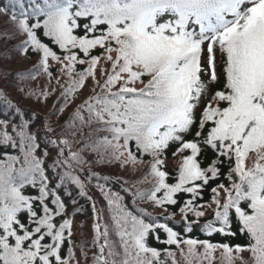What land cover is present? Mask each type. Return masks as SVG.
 I'll return each instance as SVG.
<instances>
[{
	"label": "snow or ice",
	"instance_id": "6c2138e0",
	"mask_svg": "<svg viewBox=\"0 0 264 264\" xmlns=\"http://www.w3.org/2000/svg\"><path fill=\"white\" fill-rule=\"evenodd\" d=\"M0 15H8L13 28L0 38H19L12 50L36 57L13 79L35 81L43 74L61 89L52 116L64 112L86 81L94 82L93 94L59 133L50 122L35 128V115L20 119L22 110L0 92V109L10 111L0 118V264H80L64 199L72 195L68 185L91 201V245H77L85 261L91 252V264H180L177 253L183 264H214L217 252L221 264H235L245 251L250 264H264V0H11ZM0 59L12 57L0 53ZM50 62L60 65L66 83ZM10 74L0 68V77ZM17 91L47 101L55 88ZM77 136L83 142L73 150ZM132 142L141 157L152 158L140 181L150 177L151 187L128 189L133 202L162 209L166 221L176 215L168 206L182 204L183 235L147 219L145 209L133 211L104 186L97 185L106 208L87 195L85 179L97 177L96 165L143 163ZM172 145L173 156L183 154L175 182L162 170ZM209 149L214 158L202 167L198 157ZM206 190L211 196L204 201ZM72 204L80 211L75 199ZM209 209L212 218L202 219ZM194 229L206 237L239 234L248 242L188 236ZM150 236L169 247H151Z\"/></svg>",
	"mask_w": 264,
	"mask_h": 264
},
{
	"label": "trees",
	"instance_id": "16d2710c",
	"mask_svg": "<svg viewBox=\"0 0 264 264\" xmlns=\"http://www.w3.org/2000/svg\"><path fill=\"white\" fill-rule=\"evenodd\" d=\"M11 0H0V7L8 6L10 5ZM13 31L12 25L9 23V16L8 15H0V34L3 33H11ZM20 43V39H12L5 41L3 38H0V53H8L12 59H0V68L5 69L9 71L11 74L5 77H0V92H3L9 96V98L12 100L14 104H16L21 110L20 119L26 118L28 115H35L37 119L33 122L35 128L40 127L41 122H50L53 127L56 128V132L59 133L61 130V125H63L67 119L73 114L75 111L77 105L81 104L85 99H87L90 95H92V88L94 86V82L89 79L86 81V86L84 89H82L79 94L76 96L74 100H72L68 106L65 108L64 112L59 114L58 116H52V110L53 105L56 103L57 98L60 96L61 89L58 85H56V80L53 79L51 81V85H49V82L47 80V77L45 75H40L37 77L35 81H25V82H18L13 79V75L17 71H23L27 70L32 67L33 64L36 63V57H32L31 59L24 58L19 52L13 51V46ZM96 52H99V49L96 50ZM114 55V54H113ZM51 64V71L54 73V76L60 79V83L64 84L67 82V77L61 76L59 69L60 65L50 62ZM80 67H87V65L84 66H78ZM105 68H110L109 65H103ZM97 78L103 82L104 77L100 76V68L97 69ZM147 78H145V81ZM22 86L26 90L28 89H37V90H48L52 91L53 88H55V92L50 96V98L45 101L43 99L37 100L35 97L28 98L23 93H20L17 91V87ZM137 87H141V85H137ZM217 89H219L220 85L215 86ZM99 91V89H97ZM203 107V103L201 104V108ZM200 110H197V116H199ZM8 115H10V111H4L3 109H0V118H5ZM46 117L48 118L46 120ZM15 121V117H13ZM97 127L96 125H93V129ZM8 131L11 132V125H9ZM90 129L85 128L84 129V138L86 139L88 137V132ZM104 133H94V136H103ZM192 136H188L187 139H192ZM77 143L74 145V149L78 148L82 145V138L80 136L76 137ZM122 143V141H121ZM43 147V145H42ZM175 145L170 146V148L166 151L165 154V165L162 170H165L169 173V182H175L174 177L177 175L178 168L180 166V163L183 158V154H178L176 156H173V152L175 151ZM132 151L137 155L139 159L143 161V163H138L135 166L128 164L125 166H121L119 162H113V163H104L100 165H96L91 169V171L95 172L97 174V177L92 178L91 180L85 179L84 174H81V178L85 179L86 183V191L87 195L91 196L94 201L97 203V207H105L106 208V202L103 200V197L97 187V185L104 186L106 189L110 190L111 192L118 193L119 195L124 197L125 203L129 206L130 209L133 211H136L138 209H145L150 214L151 218L157 219L160 223H168L169 226H175L174 230L181 231V234L183 235L182 231V221L181 216L179 214V206H168L169 212L175 211L176 215L174 220H168L166 221L164 219V213L162 209L153 208L151 203H143V202H133V197L131 195V192H134L136 190V187H139L141 189H149L151 187V178L144 183H140L141 180H144V177L146 173L149 171L150 168V162L152 161V158L150 156H143L141 157L138 152L135 150L134 142H132L131 145ZM9 151H11L9 149ZM54 154V150H53ZM90 160H94L95 156L88 157ZM214 158V154L211 152V150H206L202 153L201 157H198V159L201 160L202 167L207 166L209 162ZM252 161L249 160L248 164L251 166ZM222 171L224 172L225 176L227 175V164H225L222 168ZM87 172V170H86ZM127 182V183H126ZM220 182H224L227 184V181L221 178ZM135 185L136 187H133ZM214 186V184H213ZM128 189H131V192L127 191ZM68 192H71V197L64 195V199L68 203V211L70 214H72V218L74 221L73 226V232L74 235L72 237L74 243H73V250L76 254V258L80 261V264H91V252L88 254V260L85 261L84 258L81 255L80 248L77 247V245L84 243L85 247H90L93 232H92V224H93V216H92V209H91V201L87 200L85 197H81L78 194V190L75 188L74 185H68L67 188ZM26 194H36L35 190L31 188H26L25 190ZM179 196L182 199H188L187 194H179ZM204 201H207L210 196L211 192L210 190H206L203 193ZM75 199L76 205L75 207L80 209L78 212H73V204L72 200ZM212 218V210L209 209L207 212V215L202 219H211ZM161 239L165 238V234L160 232L159 233ZM188 236H191L192 238H199V239H210L213 242H228L231 245H245L247 244V238L246 236H241L237 234L235 237L225 238L219 234H216L212 237H206L199 229H194L192 233L187 234ZM148 243L151 247H155L161 251H163L165 248L169 247L167 245L157 243L156 240L150 236ZM173 250H175V246H171ZM94 251V249L92 250ZM216 259L214 260V264H221L220 262V253L217 252L214 254ZM241 259H237L235 261V264H242V261L248 262L250 264V257L248 252H242L240 254ZM176 259L180 261V264H183V261L177 253Z\"/></svg>",
	"mask_w": 264,
	"mask_h": 264
}]
</instances>
